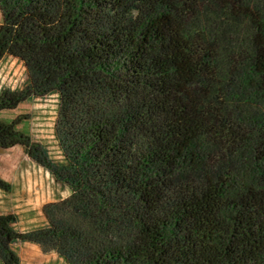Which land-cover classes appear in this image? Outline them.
<instances>
[{
  "label": "trees",
  "instance_id": "1",
  "mask_svg": "<svg viewBox=\"0 0 264 264\" xmlns=\"http://www.w3.org/2000/svg\"><path fill=\"white\" fill-rule=\"evenodd\" d=\"M0 112L56 99L60 158L0 119L69 194L16 243L66 264H264V0H0ZM12 185L0 178V189Z\"/></svg>",
  "mask_w": 264,
  "mask_h": 264
},
{
  "label": "rangeland",
  "instance_id": "2",
  "mask_svg": "<svg viewBox=\"0 0 264 264\" xmlns=\"http://www.w3.org/2000/svg\"><path fill=\"white\" fill-rule=\"evenodd\" d=\"M25 78V68L16 59L7 58L0 63V89L20 87ZM17 117H21L17 126L21 132L29 135L33 143L46 146L53 159L60 158L54 134V96L26 100L15 109L0 112L1 120L10 121ZM0 178L12 185L10 192L0 189V213L17 215L19 221L15 227L21 232L43 224V206L69 194V191L57 184L50 173L38 165L21 145L0 148ZM13 248L20 264H66L57 253H46L36 244L16 243Z\"/></svg>",
  "mask_w": 264,
  "mask_h": 264
}]
</instances>
